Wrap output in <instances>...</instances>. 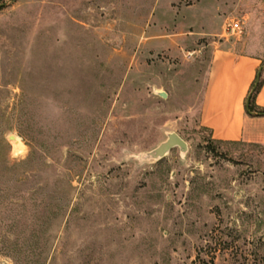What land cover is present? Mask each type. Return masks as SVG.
Listing matches in <instances>:
<instances>
[{
    "label": "rangeland",
    "instance_id": "rangeland-1",
    "mask_svg": "<svg viewBox=\"0 0 264 264\" xmlns=\"http://www.w3.org/2000/svg\"><path fill=\"white\" fill-rule=\"evenodd\" d=\"M0 5V264H264V146L199 119L264 0ZM170 133L186 152L146 159Z\"/></svg>",
    "mask_w": 264,
    "mask_h": 264
},
{
    "label": "crops",
    "instance_id": "crops-1",
    "mask_svg": "<svg viewBox=\"0 0 264 264\" xmlns=\"http://www.w3.org/2000/svg\"><path fill=\"white\" fill-rule=\"evenodd\" d=\"M257 27L260 38L247 30L242 38L216 46L212 52L199 119L214 141L264 146V115L246 111L260 68L263 82L253 103L264 110V27Z\"/></svg>",
    "mask_w": 264,
    "mask_h": 264
},
{
    "label": "water",
    "instance_id": "water-1",
    "mask_svg": "<svg viewBox=\"0 0 264 264\" xmlns=\"http://www.w3.org/2000/svg\"><path fill=\"white\" fill-rule=\"evenodd\" d=\"M262 69L263 68H260L257 75H256V80H255V84H254L252 91H254V89H255L258 81H259ZM159 96L162 98H166L165 93H159ZM249 99H250V97H248V99L246 101V105L248 104ZM11 140H14V137H11ZM174 147H178L180 149L181 153H184L187 150L186 143L176 133H170L167 135V138L164 142L160 143L156 148H154L153 150H151L150 152L145 154V158L146 159H153V160H160V159L164 158L165 155Z\"/></svg>",
    "mask_w": 264,
    "mask_h": 264
},
{
    "label": "trees",
    "instance_id": "trees-1",
    "mask_svg": "<svg viewBox=\"0 0 264 264\" xmlns=\"http://www.w3.org/2000/svg\"><path fill=\"white\" fill-rule=\"evenodd\" d=\"M262 82H263V80H262L261 75H260L259 81H258L253 93L250 95V99H249L248 104L246 105V111L249 114L255 113L257 115H264V110L263 109H258L257 107H255V105L253 103L254 96L258 92L259 88L261 87Z\"/></svg>",
    "mask_w": 264,
    "mask_h": 264
},
{
    "label": "built area",
    "instance_id": "built-area-1",
    "mask_svg": "<svg viewBox=\"0 0 264 264\" xmlns=\"http://www.w3.org/2000/svg\"><path fill=\"white\" fill-rule=\"evenodd\" d=\"M224 34L227 35H233L235 33H241L242 32V26L240 21H232L230 23H227L223 27Z\"/></svg>",
    "mask_w": 264,
    "mask_h": 264
}]
</instances>
